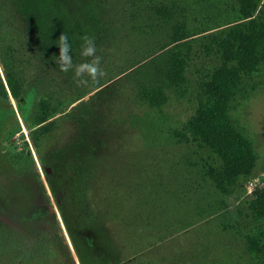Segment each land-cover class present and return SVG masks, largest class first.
<instances>
[{
    "label": "rangeland",
    "instance_id": "obj_1",
    "mask_svg": "<svg viewBox=\"0 0 264 264\" xmlns=\"http://www.w3.org/2000/svg\"><path fill=\"white\" fill-rule=\"evenodd\" d=\"M247 1L61 0L73 64L87 34L106 72L81 87L0 0V264H264V0ZM229 51L228 124L256 163L225 181L189 124Z\"/></svg>",
    "mask_w": 264,
    "mask_h": 264
},
{
    "label": "trees",
    "instance_id": "obj_2",
    "mask_svg": "<svg viewBox=\"0 0 264 264\" xmlns=\"http://www.w3.org/2000/svg\"><path fill=\"white\" fill-rule=\"evenodd\" d=\"M20 12L26 22L35 29L44 45H57L65 33L71 38L72 29L62 14L61 0H18ZM250 8L253 4L247 1ZM256 37L246 31H237L230 46L237 45L240 60L246 65L257 62ZM232 51L225 54V62L217 67L206 84L207 98L191 119L189 130L200 141L210 146L222 162L221 178L230 181L238 177H249L255 168L256 158L247 139L228 124L227 107L231 88L238 79L234 66L238 60Z\"/></svg>",
    "mask_w": 264,
    "mask_h": 264
},
{
    "label": "clouds",
    "instance_id": "obj_3",
    "mask_svg": "<svg viewBox=\"0 0 264 264\" xmlns=\"http://www.w3.org/2000/svg\"><path fill=\"white\" fill-rule=\"evenodd\" d=\"M83 44L81 46V56L85 58L82 63L78 65L73 64L71 55L72 46L69 42L67 34L63 33L59 37V55L58 61L61 72H69L74 69V80L77 86L87 87L89 82L99 83V80L106 76L105 70L101 67L102 57L97 55V47L95 37L90 35L81 36Z\"/></svg>",
    "mask_w": 264,
    "mask_h": 264
},
{
    "label": "water",
    "instance_id": "obj_4",
    "mask_svg": "<svg viewBox=\"0 0 264 264\" xmlns=\"http://www.w3.org/2000/svg\"><path fill=\"white\" fill-rule=\"evenodd\" d=\"M47 172H49V169L47 170Z\"/></svg>",
    "mask_w": 264,
    "mask_h": 264
}]
</instances>
